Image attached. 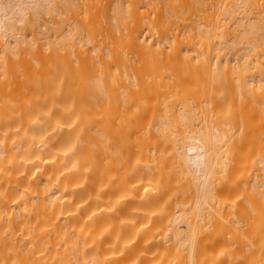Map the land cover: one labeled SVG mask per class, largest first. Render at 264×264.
<instances>
[{"label":"bare ground","instance_id":"6f19581e","mask_svg":"<svg viewBox=\"0 0 264 264\" xmlns=\"http://www.w3.org/2000/svg\"><path fill=\"white\" fill-rule=\"evenodd\" d=\"M0 264H264V0H0Z\"/></svg>","mask_w":264,"mask_h":264}]
</instances>
